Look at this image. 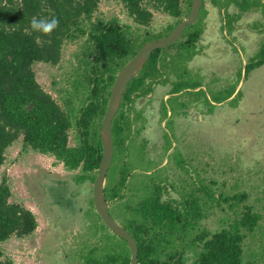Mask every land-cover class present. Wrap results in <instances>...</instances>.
I'll list each match as a JSON object with an SVG mask.
<instances>
[{"label": "trees", "instance_id": "obj_1", "mask_svg": "<svg viewBox=\"0 0 264 264\" xmlns=\"http://www.w3.org/2000/svg\"><path fill=\"white\" fill-rule=\"evenodd\" d=\"M100 1L0 0V165L5 160L7 147L20 138L24 150L29 148L52 155L67 170L77 171L72 179L86 190V185L94 181L101 159L99 130L116 73L144 42L167 34L181 21L188 14L191 3V0H112L123 6L136 25L132 28L120 24L114 17L93 18ZM213 1L219 5L225 2ZM233 1L243 10L258 5V1L251 4L248 0ZM201 9L204 11L203 3ZM154 11L172 17L174 22L157 34L140 32L141 27L151 22ZM34 16L57 17L59 27L50 37L33 32L30 21ZM199 34L188 31L185 36L184 44L190 49L193 47V54ZM69 43L78 44L76 63L70 90L62 94L59 103L37 82L33 65L37 62L57 65L63 45ZM160 50L152 51L141 72L128 82L112 120L114 153L104 185L108 205L135 239L141 264H264L262 240L260 247L249 252L245 259V239L256 234L261 218L250 206H239L246 199L245 193L228 196L219 189L216 194L211 187L203 184L196 187L193 182L192 187L198 194L191 191L179 200L168 196L172 185H165L166 181L159 177L143 183L144 197L133 200L130 195L122 201V190L128 187L131 176L127 166L133 135L131 125L140 116L135 100L146 97L152 85L159 82L157 58ZM260 52L256 65L264 61V41ZM162 62L164 65L165 61ZM181 90L177 82L169 94ZM131 110L134 114L130 117ZM168 111L169 116L176 113L162 103L160 118L168 115ZM70 131L71 145L68 143ZM10 196L8 183L0 179V243L11 236L29 235L37 226L32 211L21 203L10 201ZM222 202L227 203L234 218L227 227L210 231L201 222L212 212L213 204L220 207ZM88 206L85 210L88 225L100 232L103 229V232L100 233V247L92 245L81 258L87 264H129L126 241L100 221L92 197ZM2 255L0 246V264H15L10 258L2 259Z\"/></svg>", "mask_w": 264, "mask_h": 264}, {"label": "rangeland", "instance_id": "obj_2", "mask_svg": "<svg viewBox=\"0 0 264 264\" xmlns=\"http://www.w3.org/2000/svg\"><path fill=\"white\" fill-rule=\"evenodd\" d=\"M203 1L204 11L200 9L198 19L178 40L160 48L159 82L152 85L145 100H135L141 113L131 125L127 152L131 176L122 190V201L130 195L133 200L143 196V183L159 177L165 185H172L168 196L179 200L191 191L198 194L193 182L196 187H211L216 194L219 189L228 196L245 193L239 206L248 205L261 215L256 234L244 242L247 259L264 241V61L255 64L264 40V7L242 10L232 1L226 7ZM257 1L264 4V0ZM227 15L235 18L230 28L224 24ZM94 17H114L120 24L136 27L123 6L112 0H101ZM173 22L172 17L154 11L151 22L140 32L157 34ZM188 31L200 32L195 54L193 47L184 44ZM77 45H63L57 65H33L37 82L59 103L70 90ZM177 82L182 90L170 96ZM165 102L176 113L161 119L159 104ZM133 114L131 110L130 117ZM68 143H73L71 131ZM76 172L67 170L52 155L24 150L20 138L7 147L0 179L9 185L10 201L31 210L37 226L29 235L11 236L0 243L2 259L10 258L15 264H87L81 255L92 245L100 247L103 229L100 232L88 225L85 210L92 184L82 190L72 179ZM109 210L121 224L111 206ZM211 211L201 222L210 231L227 227L234 218L225 202L220 207L213 204Z\"/></svg>", "mask_w": 264, "mask_h": 264}, {"label": "water", "instance_id": "obj_3", "mask_svg": "<svg viewBox=\"0 0 264 264\" xmlns=\"http://www.w3.org/2000/svg\"><path fill=\"white\" fill-rule=\"evenodd\" d=\"M201 6L202 0H191L188 14L166 35L144 42L133 57H131L116 73L109 90V96L99 130L102 154L96 176L92 182V203L102 223L111 232L126 241L130 254L129 264H141L138 262L137 258V243L129 231L118 223L110 214L108 201L104 193L106 174L114 153L111 131L112 120L120 107L121 98L128 82L142 69L152 51L163 48L178 40L186 27L193 24L198 19Z\"/></svg>", "mask_w": 264, "mask_h": 264}, {"label": "clouds", "instance_id": "obj_4", "mask_svg": "<svg viewBox=\"0 0 264 264\" xmlns=\"http://www.w3.org/2000/svg\"><path fill=\"white\" fill-rule=\"evenodd\" d=\"M59 23V19L54 16L50 19L34 16L30 21V28L33 32L50 37L51 34L59 27Z\"/></svg>", "mask_w": 264, "mask_h": 264}, {"label": "flooded vegetation", "instance_id": "obj_5", "mask_svg": "<svg viewBox=\"0 0 264 264\" xmlns=\"http://www.w3.org/2000/svg\"><path fill=\"white\" fill-rule=\"evenodd\" d=\"M230 1H232L234 4H236L233 0H225V2H224V4H222V5H224L225 7L229 4L228 2H230ZM257 0H254V2H256ZM202 3L204 4V2H203V0H202ZM253 3V2H252ZM263 3H261V4H259V1H258V5L259 6H261ZM236 5H238V4H236ZM240 8H241V5H238ZM252 8V7H251ZM251 8H248V9H251ZM201 9V8H200ZM242 9V8H241ZM243 10V9H242ZM234 19L235 18H233V17H228V15H227V19H226V21H227V23H226V21H224V24L226 25V26H228L229 28L232 26V23L234 22ZM222 27H224V26H222ZM166 35V34H165ZM164 36V35H163ZM264 41V40H263ZM145 98L146 97H142V101L143 100H145Z\"/></svg>", "mask_w": 264, "mask_h": 264}, {"label": "crops", "instance_id": "obj_6", "mask_svg": "<svg viewBox=\"0 0 264 264\" xmlns=\"http://www.w3.org/2000/svg\"><path fill=\"white\" fill-rule=\"evenodd\" d=\"M180 92H181V91H180ZM168 96H169V95H168ZM170 96H172V94H170ZM167 98H168V97H167ZM169 99H170V97H169ZM169 99H165V100H167V101H168ZM161 104H162V103H160V104H159V106H161ZM165 104H166V102H165ZM166 105H167V104H166ZM168 109H169V108H168ZM137 110H138L139 112L141 111V109H140V108H138ZM151 112H152V111H151ZM159 112H160V107H159ZM140 113H141V112H140ZM152 113H153V114H155L156 112H155V113H154V112H152ZM160 113H161V112H160ZM169 113H170V111H168V112H167V114H168V115H169ZM195 117H197V115H195ZM144 118H145V117H144ZM159 119H160V118H159ZM145 121H147V119H146V118H145ZM143 127H144V126H143ZM144 128H146V127H144Z\"/></svg>", "mask_w": 264, "mask_h": 264}]
</instances>
